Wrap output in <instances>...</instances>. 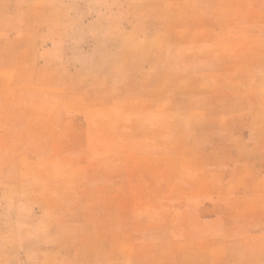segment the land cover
<instances>
[{
    "label": "rangeland",
    "instance_id": "374dc122",
    "mask_svg": "<svg viewBox=\"0 0 264 264\" xmlns=\"http://www.w3.org/2000/svg\"><path fill=\"white\" fill-rule=\"evenodd\" d=\"M0 264H264V0H0Z\"/></svg>",
    "mask_w": 264,
    "mask_h": 264
}]
</instances>
